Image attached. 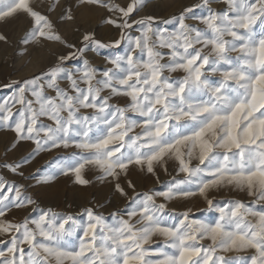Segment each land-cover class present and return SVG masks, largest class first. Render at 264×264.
Returning a JSON list of instances; mask_svg holds the SVG:
<instances>
[{
  "label": "snow or ice",
  "instance_id": "obj_1",
  "mask_svg": "<svg viewBox=\"0 0 264 264\" xmlns=\"http://www.w3.org/2000/svg\"><path fill=\"white\" fill-rule=\"evenodd\" d=\"M81 2L118 12V19L106 23L120 29V38L105 44L86 33L84 46L77 48L62 40L52 20L29 0H0V20L20 13L31 18L25 43L57 41L73 49L58 55L46 71L4 86L13 92L0 100V126L16 134L13 148L24 140L35 145L28 157L4 167L23 176L20 169L36 154L71 148L75 151L60 162L49 163L51 171L38 182L73 173L76 183L86 185L82 172L89 166L99 170L101 179L118 181L130 165L155 175V166L166 157L177 162V175L183 176L163 191L138 193L125 210L112 214V223L92 207L81 209L79 216L40 208L33 209L38 216L21 223L0 219V233H12L0 250V264H264V207L256 210L238 200L219 206L212 196L229 189L264 204V0H200L158 24L151 15L131 20L149 0H130L126 7L105 0ZM213 2L225 7L213 9ZM196 8L204 13L196 15ZM54 9L55 3L49 11ZM64 18L73 19L71 9ZM133 25L140 35L130 34ZM122 42L124 53L108 56L111 67L99 78L86 59L75 71L65 67V61L83 57L90 46L119 48ZM174 72L183 75L165 74ZM64 79L74 94L60 87ZM48 89L55 96L47 95ZM105 90L109 95H102ZM121 95L128 98L125 106L109 102ZM81 109L92 112L81 114ZM41 117L53 123L43 124ZM128 187L135 186L129 181ZM23 188L0 175V218L13 207L36 203ZM114 188L127 196L119 182ZM194 196L218 217L196 219L191 208L166 212L169 201ZM157 197L163 202L157 203ZM153 237L160 238L158 247H151ZM248 250L253 251L240 254Z\"/></svg>",
  "mask_w": 264,
  "mask_h": 264
},
{
  "label": "rangeland",
  "instance_id": "obj_2",
  "mask_svg": "<svg viewBox=\"0 0 264 264\" xmlns=\"http://www.w3.org/2000/svg\"><path fill=\"white\" fill-rule=\"evenodd\" d=\"M30 5L34 10L40 11L47 15L55 25V31L62 37V40L70 44L76 45L77 48L83 47V35L86 33L93 34L94 38L102 41L105 44L120 38V29L111 24L106 23L108 18L118 19V12H109L107 8L81 2V0H29ZM106 3L116 4L120 7H126L130 0H105ZM55 3V9L49 11L50 6ZM200 3V0H149L145 7L138 12H134L131 20H138L142 17L151 15L157 18V24L161 19H170L177 15L185 7ZM211 7L216 10L223 9V3L213 2ZM71 9L73 19H61L66 10ZM196 15L204 13L203 8L193 10ZM131 20L129 21L131 23ZM189 24H198V21L188 20ZM203 27V25H199ZM32 27V20L26 14L20 13L13 17L0 20V35L6 37V40H0V100L9 98L12 95L13 89L4 87L13 81H23L40 72L46 71L47 68L56 63L58 55H67L73 49L64 46L63 43L57 41L41 40L39 43L29 40L25 43V36ZM168 28H173L174 25H167ZM136 25H133L131 35L138 36L140 32ZM126 44L122 42L119 48H105L86 50L83 57L78 59H70L65 61V67L75 71L83 67V60H87L91 66L98 70L99 74L108 67L107 57L113 54H123ZM167 52V49H161ZM34 55H33V54ZM233 55H236L233 53ZM167 59V57L165 58ZM173 79L182 77V72L165 73ZM78 76V74H77ZM61 88L69 91V94H74L70 87V82L66 79L59 81ZM81 87H85L81 83ZM47 95L55 96L53 90H46ZM102 95H109L108 90H105ZM29 99L32 97L29 95ZM116 106H125L129 101L124 96H113L110 101ZM20 107L16 105L13 112ZM91 109H81V114H88ZM40 122L43 124H52L47 117H41ZM140 129H135L139 132ZM42 135V134H41ZM16 141V134L10 129L0 126V175L9 182H15L17 185H23V193L30 196L36 203L23 208H11L5 215L0 218L13 223H21L26 217H36L38 211L33 209L51 208L57 213H71L79 216L81 209L92 207L97 212L102 213L112 223V214L126 209L130 199L136 197L138 193L149 191L165 190L169 181L174 178H182L183 174L177 175V162L174 159L165 158V161L155 166V175L149 174L146 171H141L138 166L130 165L127 174H121L119 180H113L111 177L101 179V173L95 167H86L82 176L89 183L81 185L76 183L75 175L69 173L67 175L57 174L54 179L40 183L38 179L41 176L47 175L51 171L49 163L52 161L60 162L61 158L70 155L74 149H54L52 151H42L33 156L27 163H24L20 171L23 176L11 173L5 164L19 162L22 158L28 157L33 152L35 145L32 141H20L15 148L12 147ZM195 163V161L193 162ZM167 167V172L164 167ZM40 170L39 172L37 170ZM36 178H33V177ZM157 176L159 179L157 180ZM135 186L128 187V182ZM119 182L121 187L127 192V196H121L115 191L114 185ZM216 203L223 206L228 201H242L250 207L259 210L264 207L262 203L253 204L254 197L248 196L246 192L224 189L223 191L214 192L212 194ZM157 203H162L163 199L157 197ZM192 209L194 218L213 221L218 217L215 211H208L207 205L202 198L194 196L188 199H178L169 201L166 212L179 214L186 209ZM126 218V217H125ZM12 233H0V250H4L6 242L11 239ZM202 244L210 243L208 240L201 241ZM160 245V238L153 237L151 247L155 248ZM26 247V246H25ZM253 250L240 253L241 255H249ZM226 255H234L227 253Z\"/></svg>",
  "mask_w": 264,
  "mask_h": 264
},
{
  "label": "bare ground",
  "instance_id": "obj_3",
  "mask_svg": "<svg viewBox=\"0 0 264 264\" xmlns=\"http://www.w3.org/2000/svg\"><path fill=\"white\" fill-rule=\"evenodd\" d=\"M33 54V53H32ZM34 55V54H33Z\"/></svg>",
  "mask_w": 264,
  "mask_h": 264
}]
</instances>
